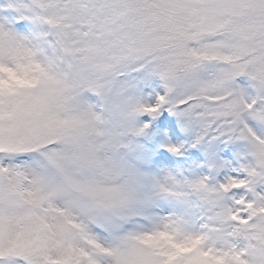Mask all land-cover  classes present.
<instances>
[{
	"label": "snow or ice",
	"instance_id": "6c2138e0",
	"mask_svg": "<svg viewBox=\"0 0 264 264\" xmlns=\"http://www.w3.org/2000/svg\"><path fill=\"white\" fill-rule=\"evenodd\" d=\"M0 264H264V0H0Z\"/></svg>",
	"mask_w": 264,
	"mask_h": 264
}]
</instances>
